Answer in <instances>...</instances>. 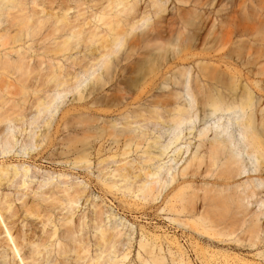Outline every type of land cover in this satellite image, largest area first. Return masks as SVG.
I'll use <instances>...</instances> for the list:
<instances>
[{"label": "bare ground", "instance_id": "obj_1", "mask_svg": "<svg viewBox=\"0 0 264 264\" xmlns=\"http://www.w3.org/2000/svg\"><path fill=\"white\" fill-rule=\"evenodd\" d=\"M92 1L97 8L88 18L81 3L72 5L67 0H0L1 153L11 152L19 143V152H26L45 142L37 153L44 157L57 137L50 130L51 119L45 121L40 133L36 130V118H29L25 112L29 105L38 113H52L59 106L58 101L70 92H78L74 99L86 98L83 87L91 82L89 94L103 87L104 82L96 84L105 81L106 74L122 63L123 57L118 53L131 33L143 25L156 26L153 37L157 40L177 23L166 16L165 0H149L150 9L143 11L142 0ZM219 1L204 2L212 38L203 36L202 24L196 26L188 51L180 55L191 59L190 65L162 69L157 79L145 81L139 96L131 97L134 101H128V107L120 113L123 126H118V118L102 119L103 124L99 123L101 131L119 143V149L99 159L98 164L117 161V157L121 161L110 177L102 178L101 188L122 191V200L128 193L134 194L136 200L120 205L150 214L146 204L170 186L163 196L164 208L179 216L193 217V224H185L195 230L230 236L251 222L246 231L255 243L261 240L254 221L261 210L249 213L238 188L244 186L247 197L264 203V79L258 78L264 75V66L236 64L233 53L239 37L254 34L257 25L242 22L239 2L226 9L217 7ZM192 3L198 13L201 0ZM151 15L156 16L157 25L150 22ZM74 50L84 54L72 56ZM61 55H68L67 61L72 56V60L67 65L53 61ZM263 55L264 43L255 51V62ZM98 67L105 72L104 78ZM44 70L48 74L43 87L34 88L33 83L45 75ZM5 78L18 85L21 100L6 96L1 85ZM14 83L9 81L5 87ZM163 87L166 91L159 94ZM32 91L36 94L33 98ZM18 122L25 124L19 131ZM131 150L142 151L135 167L128 165L132 161L125 156ZM79 158L77 163H88L87 156ZM29 171L28 165L0 163V264H127L131 249L123 247L126 242L116 225L103 223L101 206L93 202L97 210L75 215L72 206L89 194L76 185L43 188L40 194L46 203L25 196L21 206H17L13 193L3 189L15 186L19 175L23 176L21 185L27 186ZM245 172L249 173L246 181L231 182ZM202 176H214V185L226 187H200L195 181ZM49 179L43 182L48 183ZM226 188L232 191L224 194ZM198 190H203V195ZM198 198L206 201L203 210L197 206ZM134 204L142 207L138 209ZM34 223L39 231L32 226ZM150 234L140 242L143 251L138 252L139 260L143 264H166L155 247L161 236ZM170 241L179 242L176 238ZM172 261L192 264L177 257H172Z\"/></svg>", "mask_w": 264, "mask_h": 264}, {"label": "rangeland", "instance_id": "obj_2", "mask_svg": "<svg viewBox=\"0 0 264 264\" xmlns=\"http://www.w3.org/2000/svg\"><path fill=\"white\" fill-rule=\"evenodd\" d=\"M44 1L49 3L53 0ZM67 1L72 5L81 3L80 8L87 11L86 15L88 18L97 8V6H93L95 1L92 0ZM206 1L201 0L202 7L198 9L197 13L193 7L192 0H165L166 16L177 21L173 29L164 31V37L157 40L153 37L156 33V26L154 29L150 27L151 25L147 26L148 24H145L146 26L143 25L136 32L131 33L126 46L118 53L120 57H123L122 63L112 73L106 74L105 81L96 84L99 86L104 82L103 87L94 89L90 94L91 82L83 87L81 90L86 94V98L82 100L74 99L78 92H70L58 101L59 106L52 113H38L35 107L29 105L25 112L29 115V118H36V130L40 133L45 128V121L51 119L50 130L56 135L57 139L56 143L51 144L45 150V156L41 158L37 153L45 145V142L42 146H31L26 152H19L18 149H21L20 143L7 154L0 152V163H14L21 167L22 165L30 167L29 176L26 177L27 186L21 185L23 176L19 175L16 178L15 186L10 188L7 186L3 189L4 192L13 193L14 203L17 206H21L22 198L25 196L31 198V200L35 198V202L42 201L46 203L41 199L40 193L43 188L56 189L57 185H76L80 190H85L89 194L82 197L73 206L71 205L76 210L75 215L80 216L85 212L91 214L92 210H97V207H93V202L97 203L98 207L101 206L104 211L102 214L103 223L109 226L116 225L117 229L123 233V242H126L123 247L126 250L131 249V253L126 259L127 264H143L139 260L138 252L143 251L140 247V242L146 240L147 233H155L161 236L156 241L155 247L157 252H160L165 257L166 264H176L172 261V257L183 258L184 261H191L192 264H264V203L254 201L256 197H247L248 190L244 186L238 188V193L244 196V208H247L249 213L251 210L252 213L261 210L259 216L254 219L259 227L261 240L258 239V242L255 243L251 242L246 231L251 222H248L247 225L230 236H219L203 229L195 230L189 224H185L186 221H190L193 224V217L179 216L177 213L164 208L166 202H163V196L170 186L164 188L157 199L146 204L147 211L150 214L123 208L122 205L124 203L128 204V201L136 200L134 194L128 193L125 197L126 202H124L125 200H122V191H116V189L108 191L101 188L103 184L102 178L110 177V172L121 161L117 157V161L110 159L105 165L98 164L99 159L119 149V143L114 141V138L108 134L105 135L99 128V123L103 124L101 123L102 119L118 118V126H123L121 121L124 118L120 116V113L128 107V101H134L131 100V97L137 98L139 96V88L145 81L156 78L162 69L169 67L176 69L183 65H190L191 59H184L180 55L188 51L196 26L202 24L203 36L212 38V35L208 34L205 19L206 5L204 2ZM149 2V0H142V11L150 9ZM237 2L240 5L242 22L244 24L256 23L257 30L254 34L247 33L239 37L238 45L233 53L235 62L240 67L252 64L263 67L264 55L260 56L255 62V51L264 43V0H221L217 7L229 9ZM77 10L78 7L76 8ZM73 11L74 8L69 10V13L71 14ZM155 18L156 16L151 15L150 22L152 25L155 23ZM154 25L157 24L155 23ZM72 52H74L72 56H82L84 54L83 51L74 50ZM67 56L61 55L53 61H63L67 65L72 60L71 56L69 61H67ZM39 58L40 56H37L38 60ZM45 65L46 63L43 64V66ZM69 69L75 71L73 67ZM98 69L104 78L105 72L99 67ZM44 72L45 75H43L42 79L33 83L32 86L34 88H36V85L43 87V80L48 74V70H44ZM258 78L264 79V75H258ZM9 81L14 83L9 78L1 81L2 89L5 91L6 96L14 97L15 101L21 100V96L17 93L19 91L18 85L14 83L9 85L8 88L5 87ZM169 85L171 86V83ZM165 91L166 88L163 87L158 93L162 94ZM34 92L32 91L30 97L33 98L36 95ZM50 92L52 93V91ZM40 93H44V91ZM24 125L21 122L16 123L17 130L19 131ZM104 135L105 137L102 138ZM22 138L20 136V142H23ZM99 149L101 150L100 152L98 151ZM141 152V150H131L125 155L128 160L132 161V164H128L129 166H136V160L141 159ZM82 156L89 158L87 159L88 163H85L88 166L76 162V159L79 160L81 159L79 157ZM248 174V172H245L238 177L232 178L231 182H234V184L242 183L246 181ZM46 178H50V182L44 183L43 181ZM213 180H215L214 176H202L195 181V184L208 188L218 187L222 189L226 187V185H214L212 183ZM97 183L99 186H97ZM17 189L20 192H17ZM231 191V188H226L223 193L228 194ZM198 193L203 195L204 191L198 190ZM87 198L88 201H86ZM203 202L206 201L198 198L197 206L200 210L204 208ZM135 206L138 209L142 207V205L134 204ZM63 211L67 210L64 209ZM249 215L247 218H250ZM57 216L61 217L62 215L58 214ZM175 218L183 221V223L174 220ZM32 226L37 231L40 230L37 224L34 223ZM171 238H176L179 242H171ZM178 243L181 245L180 249H178ZM160 246L162 247L161 249ZM14 262L12 261L11 263L13 264Z\"/></svg>", "mask_w": 264, "mask_h": 264}]
</instances>
